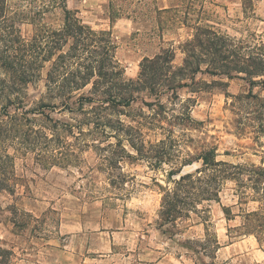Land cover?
<instances>
[{
    "label": "rangeland",
    "instance_id": "obj_1",
    "mask_svg": "<svg viewBox=\"0 0 264 264\" xmlns=\"http://www.w3.org/2000/svg\"><path fill=\"white\" fill-rule=\"evenodd\" d=\"M65 3L83 24L111 31L115 60L126 78H138L144 58L173 51L171 68L153 91H140L130 107L105 108L107 103L97 101L85 104L86 112H108L129 122L137 114L154 113L150 104L161 113L154 122L164 130L147 123L146 146L164 139L171 158L190 160L189 154L195 156L209 142L217 147L218 160L264 167V136L257 142L250 128L241 132L235 122L234 96H247L248 84L241 78L208 75L205 69L215 58L199 46L193 48L196 56L189 57L187 45L199 28L234 42L250 43L253 36L264 39V0ZM60 19L57 12L46 21L57 27ZM23 33L31 34L28 26ZM50 64H44L40 79L21 94H0V239L13 249L14 264H264V230L254 229L256 221L245 227L252 211L264 210L254 200L239 204L233 181L224 184L220 202L211 203L204 223L191 214L178 221L175 233H164L167 226H158L157 184L165 185L172 160L153 167L125 159L113 168L124 181L114 183L100 158L114 138L83 123L84 113L77 111L79 95L107 98L108 92L120 88L117 77L105 94H87L88 84L62 101L45 86ZM252 92L264 97L260 87ZM41 104L46 105L39 113H23ZM3 106L8 115H3ZM33 128H41L48 137L31 133ZM199 166L200 161H193L182 173ZM223 207L230 210L228 215Z\"/></svg>",
    "mask_w": 264,
    "mask_h": 264
},
{
    "label": "trees",
    "instance_id": "obj_2",
    "mask_svg": "<svg viewBox=\"0 0 264 264\" xmlns=\"http://www.w3.org/2000/svg\"><path fill=\"white\" fill-rule=\"evenodd\" d=\"M57 12L61 13V23L53 27L46 19ZM24 26L29 27L31 34L23 33ZM198 30L200 32L194 39L187 42L190 47L188 56L195 57L193 48L199 46L206 55L215 58L214 64L205 69L208 75L220 79L221 76L241 78L248 84L247 96H234L238 101V105L232 103L236 109L235 122L241 132L250 128L259 142V138L264 136V97L252 90L254 87L264 89V39L253 36L250 43L234 42L209 28ZM115 49L110 30H93L83 24L76 11L67 8L65 0H0V94H21L24 87L40 79V70L46 62L51 64L45 86L53 94H60L62 101L70 100L88 84H91V89L87 94H105L108 84L120 82V88L116 92H108L107 98L79 95L77 111L84 113L83 123L93 124L114 138L115 142L108 144L106 153L100 154L114 183L124 181V175L115 176L113 168L125 159L143 160L153 167L172 160L165 185L157 184L161 193L158 226L161 229L167 226L162 230L164 233L170 231L173 234L178 221L189 219L191 214H196L204 223L211 203L220 202V192L227 181L235 182L239 204L254 200L264 210V167L218 160L217 147L209 142H204L195 156L189 154L190 160L171 158L164 147V139L146 146L143 129L147 123L164 130L161 124L154 122L159 121L156 118L161 113L150 104L148 107L154 113L137 114L131 119L134 124L131 120L125 122L119 117L113 118L108 112L84 110L85 104L97 101L100 105L107 103L105 108L130 107L136 94L145 89L153 91L160 76L171 68L173 51L166 49L153 58L143 59L137 79L126 78L115 60ZM185 64L188 65L187 59ZM196 69L199 70L198 67ZM8 101L12 103V100ZM45 105L23 113H39ZM5 107H2V113L8 115L4 112ZM174 117L190 120L188 114ZM147 128L151 129L150 126ZM31 133H42L44 138L48 137L41 128H33ZM193 161H200V166L193 172L182 173V167ZM223 209L228 215L230 210L227 207ZM246 221L245 227H251L249 223L256 221L254 229L258 232L264 230V213L252 211ZM13 259V249L0 239V264H14Z\"/></svg>",
    "mask_w": 264,
    "mask_h": 264
}]
</instances>
